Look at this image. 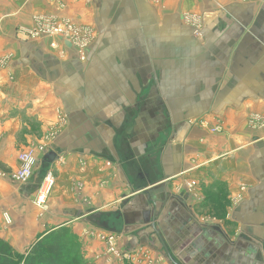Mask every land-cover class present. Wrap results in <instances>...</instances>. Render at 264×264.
<instances>
[{"label":"crops","instance_id":"1","mask_svg":"<svg viewBox=\"0 0 264 264\" xmlns=\"http://www.w3.org/2000/svg\"><path fill=\"white\" fill-rule=\"evenodd\" d=\"M38 17L93 26L85 57L24 36ZM262 116L264 0H0V238L27 254L68 228L120 264L86 235L104 230L121 264H264ZM28 149L33 176L11 180Z\"/></svg>","mask_w":264,"mask_h":264},{"label":"built area","instance_id":"2","mask_svg":"<svg viewBox=\"0 0 264 264\" xmlns=\"http://www.w3.org/2000/svg\"><path fill=\"white\" fill-rule=\"evenodd\" d=\"M186 18L192 24L197 22V19H193L189 15H186ZM93 32L94 31H92L91 27L77 25L70 19H50L46 17H38L34 27H27L21 30V33L28 38L46 36L63 38L67 42L76 46L81 58L85 57V50L89 45V38L92 37ZM252 122L255 125H264V116L253 117ZM38 150L44 152L46 147L41 145L38 147ZM37 161L38 159L34 149L20 152L18 155V168L12 173L13 180L17 182H25L30 179L34 173ZM45 180L49 181L50 185L54 182L50 173L46 176ZM194 184L195 183H191V185ZM40 191H42V189ZM44 196L45 195L41 194L38 197V202H42ZM5 220L9 223L8 217H5ZM86 235L89 239H97L102 242L105 245V254L113 256L120 263H122V261H130L134 258L133 253L125 251L119 247L117 236L112 233L104 230H92L87 232Z\"/></svg>","mask_w":264,"mask_h":264},{"label":"trees","instance_id":"3","mask_svg":"<svg viewBox=\"0 0 264 264\" xmlns=\"http://www.w3.org/2000/svg\"><path fill=\"white\" fill-rule=\"evenodd\" d=\"M78 252L68 228L40 236L27 254L14 252L10 244L0 238V264H94Z\"/></svg>","mask_w":264,"mask_h":264},{"label":"rangeland","instance_id":"4","mask_svg":"<svg viewBox=\"0 0 264 264\" xmlns=\"http://www.w3.org/2000/svg\"><path fill=\"white\" fill-rule=\"evenodd\" d=\"M91 28H92V31H94V28H93V26H91ZM95 33V31L93 32V34H92V37H90L89 38V45H90V43L92 42V40H93V37H94V34ZM56 37V36H55ZM6 176L8 177V178H10L11 180H13V178H12V173L10 174V173H6ZM33 176V175H32ZM45 176V175H44ZM47 176V175H46ZM46 176L45 177H43V179H41V184H40V187L38 188V191H37V197H36V201H37V203H41V204H43L44 203V201H46V197H47V193H48V191L51 189V187L53 186V184H51L50 185V183H49V181H46L45 179H46ZM54 180V179H53ZM49 187V188H48ZM42 189V191H40ZM45 195L44 196V199H43V201L42 202H38V197L40 196V195ZM3 215H5V217H8V219H9V224L12 222V220H11V216L9 215V213H7V212H4L3 213ZM79 253V252H78ZM121 264V263H120Z\"/></svg>","mask_w":264,"mask_h":264},{"label":"water","instance_id":"5","mask_svg":"<svg viewBox=\"0 0 264 264\" xmlns=\"http://www.w3.org/2000/svg\"><path fill=\"white\" fill-rule=\"evenodd\" d=\"M56 157V153L54 151H50L48 153L45 154L44 159L47 162H52Z\"/></svg>","mask_w":264,"mask_h":264}]
</instances>
